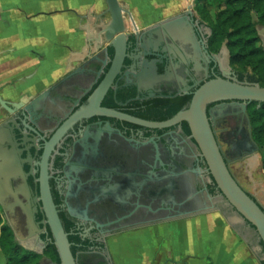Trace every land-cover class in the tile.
I'll list each match as a JSON object with an SVG mask.
<instances>
[{
    "label": "flooded vegetation",
    "instance_id": "flooded-vegetation-1",
    "mask_svg": "<svg viewBox=\"0 0 264 264\" xmlns=\"http://www.w3.org/2000/svg\"><path fill=\"white\" fill-rule=\"evenodd\" d=\"M103 17L93 18L96 33L87 35L86 53L79 63L39 93L21 90L12 77L0 79L4 102L0 104V212L15 240L42 254L38 264H56L43 255L53 238L39 200L40 163L48 144L47 173L54 204L67 234L79 236L70 242L76 247V264H115L109 238L164 226L172 233L182 220L207 214L223 217L230 206L188 122L147 127L101 114L69 121L87 104L114 55L99 36ZM149 17L139 23L132 16L134 24L125 17L126 56L100 102L102 108L160 123L186 109L192 93L208 80L232 72L239 82H247L231 69L226 42L215 50L209 25L190 6L168 16ZM184 96H189L188 102L173 113ZM244 105L214 101L205 112L228 171L260 204L251 176L260 152L252 138L249 103ZM65 122L67 127L57 134ZM243 179L254 190L246 188ZM156 246L151 249L152 264L159 256ZM140 249L133 254L138 261L145 257Z\"/></svg>",
    "mask_w": 264,
    "mask_h": 264
},
{
    "label": "water",
    "instance_id": "water-1",
    "mask_svg": "<svg viewBox=\"0 0 264 264\" xmlns=\"http://www.w3.org/2000/svg\"><path fill=\"white\" fill-rule=\"evenodd\" d=\"M104 2L106 5L105 9L94 17L99 18L108 15V20L103 22L100 26L99 36L102 34L106 44L113 48L114 55L107 73L88 97L87 104L77 110L69 121L83 114H101L125 118L135 124L147 127H166L182 120L188 122L191 136L198 145L215 184L230 206L234 209L228 206L227 213L223 214L227 230L239 247L255 264H264V254L262 253V246L260 244L261 241L264 246V195L259 187L260 154L257 157L254 169L255 173L251 176L254 180L252 187L256 186L254 188L255 196L261 206L238 185L228 171L218 145L216 144L214 134L208 123L205 112L208 103L220 100L242 101L243 108L245 107V103H250L251 101L264 103V86H260L257 83L239 82L233 73L229 72L224 74V78H214L201 84L192 93L189 105L186 109L178 111L173 117L160 123L146 122L136 118L125 117L114 110L102 108L100 102L114 77L120 71L124 57L126 56L124 40V32L126 31L125 17L127 16L134 24L130 11L125 5L121 4L119 0H104ZM187 13H190V9ZM257 33L260 40L263 42L264 27L257 28ZM0 104L4 105L1 98ZM68 122H65L58 129L57 134H62ZM50 146V144L46 146L42 154V162L40 163L39 200L42 203V208L52 234L53 244L58 253L60 264H76V259L71 252V244L68 241V234L61 223L48 182L47 159L50 154ZM241 182L246 188L253 189L251 185H249L250 181L243 179ZM207 215L220 216L219 214ZM182 222L184 221L182 220L180 223ZM133 232L134 231L119 235ZM49 264H51V262H49Z\"/></svg>",
    "mask_w": 264,
    "mask_h": 264
},
{
    "label": "crops",
    "instance_id": "crops-1",
    "mask_svg": "<svg viewBox=\"0 0 264 264\" xmlns=\"http://www.w3.org/2000/svg\"><path fill=\"white\" fill-rule=\"evenodd\" d=\"M58 2L69 4L67 0H0V64L8 67L3 74H0V79L13 77L12 71L8 73L11 69L14 70V73L20 74V79H34L35 75H31L28 69L33 61L37 63L38 39L44 43L43 45H47V43L50 45L52 31L54 28H58L52 24L50 18L46 19L51 16H46L45 7L57 5ZM119 2L127 7L133 18L139 23L148 20L151 17L149 15H153L154 18H157L159 14L168 16L190 5V0H119ZM37 7L40 9V15H33L36 14ZM105 7L104 0H80V26L85 29L84 37L96 33V30L91 27V23L94 16L101 13ZM105 19L108 20V15L105 16ZM38 22L39 26L37 27ZM47 52L49 53L47 57H51L50 50ZM13 60L14 62H12ZM31 92L37 93V90ZM213 216L216 215H207L205 218L208 217L212 221L216 218ZM208 224L212 226L209 229L219 233V238L225 242L224 235L219 232L220 225H216L215 221L208 222ZM185 225L191 226L192 223L186 221L179 223L176 231L182 229ZM220 227L223 229V223ZM168 231L167 226L155 229V231L143 230L140 236L142 241L140 242L137 241L138 238H132L133 235L119 236L123 237L122 239L125 241L119 244L120 246L115 249V252L119 253L124 250L123 253L126 255L130 251L133 255L136 248L141 246V253L145 255L142 262H146V264H152L151 249L154 250L156 245L159 246V256L154 261L156 264H217L227 257L223 253L218 254L215 263L212 256L213 244L211 239L204 237L195 241L192 238H184V234H181V232L171 236ZM113 237L109 238L110 244L118 239L117 236ZM127 240L131 242L128 243ZM238 259L241 264L244 263L243 259H240V257ZM128 260L130 261V259Z\"/></svg>",
    "mask_w": 264,
    "mask_h": 264
},
{
    "label": "rangeland",
    "instance_id": "rangeland-1",
    "mask_svg": "<svg viewBox=\"0 0 264 264\" xmlns=\"http://www.w3.org/2000/svg\"><path fill=\"white\" fill-rule=\"evenodd\" d=\"M79 1V2H78ZM67 0L69 4H65V2H58L57 5H52L51 7H45L46 8V16H51L46 19H51L52 24L56 25L58 28H54L52 31V42L49 45H43L44 43L40 42V39H38V50H37V63L33 61L31 63L30 68L28 69L31 75H35L34 79H20V74L15 72L14 70H9L8 73L12 71L13 79L15 80L14 83L21 85L22 88H31V90H37L39 93L42 88H45L46 86H49L53 83H55L56 80L64 76L68 70L73 68L77 63H79L80 59H82V56L84 55V52L86 51V40L87 35L84 37V28L80 25V0ZM190 8L196 15V17L201 20L202 22H206L205 19L199 17L195 11V0H190ZM11 9V8H10ZM13 9V8H12ZM36 14L33 15H40V9L37 7ZM218 10V3L217 2H208L207 3V12L210 14V17H214L216 12ZM253 17H255V14H253ZM103 22H106L107 19H105V16L102 19ZM84 23V22H83ZM61 24V25H60ZM39 26V22L37 23V27ZM260 28V27H258ZM43 35V33H42ZM44 41V39H43ZM51 52L50 56L47 51ZM48 54V55H47ZM81 54V55H79ZM77 55V56H76ZM79 56V57H78ZM14 62V60L12 61ZM231 69L238 75L244 76V78H248V72L240 69L237 65L231 64ZM8 69V67H4L0 64V71L2 69ZM4 70V71H6ZM25 72V71H24ZM22 72V73H24ZM17 74V75H15ZM29 80V81H28ZM23 86V87H22ZM259 187L264 195V170L260 163L259 168ZM207 216V215H206ZM205 216V217H206ZM196 217L194 219H189L186 222H191V226H183L182 229L174 231L173 233H170L169 235L175 236L177 233L181 232V234H184V238H192L195 241H197L199 238H208L211 239L213 244V261H215L218 258V254L223 253V255H227L221 261V263L217 264H241L239 261L240 259H243V264H252L253 260L239 247V245L236 243V241L233 239L231 234L226 228L225 225V217L223 216H213L216 217L214 220H210L208 217ZM216 225H220L223 223V229L219 226V232L224 235V240L219 238V233H216L215 230H211V224H208V222H214ZM183 223V222H182ZM187 227H190L187 229ZM226 228V229H225ZM142 234V231L139 232H133L123 235H118V239L113 243L110 244L109 239L107 245L109 246L108 249L113 257V261L115 264H146V262L139 261L134 258L132 255V252L128 251L126 255H124V250L117 253L115 252V249L120 246L119 244L123 241V237L119 236H125L130 235L132 238H138ZM114 239V237H113ZM112 241V239H111ZM128 243H130V240H127ZM197 244V243H196ZM116 246V247H115ZM233 256V257H232ZM130 259V261L128 260ZM132 260V261H131ZM0 264H5V259L0 251ZM214 264V263H213Z\"/></svg>",
    "mask_w": 264,
    "mask_h": 264
},
{
    "label": "trees",
    "instance_id": "trees-1",
    "mask_svg": "<svg viewBox=\"0 0 264 264\" xmlns=\"http://www.w3.org/2000/svg\"><path fill=\"white\" fill-rule=\"evenodd\" d=\"M208 2L218 3V10L214 17H210L207 12ZM195 11L209 25L214 49L216 50L221 42L225 41L230 63L248 72L247 82L264 86V46L257 33V27H264V0H195ZM237 78L243 79L244 76L238 74ZM188 99L189 96L179 98L172 112L181 109ZM247 112L252 138L259 147L260 162L264 170V103L251 101ZM66 231H68L67 228ZM78 237L68 234V241H77ZM260 244L264 254L261 241ZM70 248L75 258L76 247L71 244ZM0 251L4 256L5 264H38L42 257V254L25 249L15 240L11 228L3 221L1 212ZM43 255L52 262L60 264L53 243L45 248Z\"/></svg>",
    "mask_w": 264,
    "mask_h": 264
},
{
    "label": "bare ground",
    "instance_id": "bare-ground-1",
    "mask_svg": "<svg viewBox=\"0 0 264 264\" xmlns=\"http://www.w3.org/2000/svg\"><path fill=\"white\" fill-rule=\"evenodd\" d=\"M79 55H81V54H79ZM77 56V55H76ZM79 57V56H78Z\"/></svg>",
    "mask_w": 264,
    "mask_h": 264
}]
</instances>
